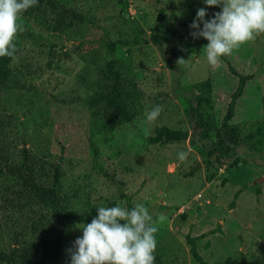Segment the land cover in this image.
Returning <instances> with one entry per match:
<instances>
[{
  "label": "rangeland",
  "instance_id": "374dc122",
  "mask_svg": "<svg viewBox=\"0 0 264 264\" xmlns=\"http://www.w3.org/2000/svg\"><path fill=\"white\" fill-rule=\"evenodd\" d=\"M62 1L87 13L91 22L82 33L88 43L61 42L33 29L34 41L24 36L23 27L15 41L21 50L11 64L12 74L0 87L1 117L11 115L18 121L4 129L0 165L4 157L7 163H18L22 147L48 163L62 157L61 192L69 198L71 212L68 224L60 220L65 227L60 264H70L67 250L83 235L78 225L91 223L86 213L94 205L109 207L117 202H126L130 209L134 202L142 203L154 217H167L156 236L157 250L174 260L170 264H199L190 254L188 238L198 239L196 251L208 264H243L244 260L264 264V153L242 145L236 150L237 167L227 171L231 160L206 167L204 154L188 141L148 145L143 139L161 126L192 133L194 121L185 112V100L198 95L207 99L202 107L205 119L211 127H219L237 86V77L229 72L227 63L242 75H252L236 102L230 125L240 139L254 132L256 123L263 120L264 35L213 67L203 53L208 41L190 35L194 30L189 26L198 9L205 8L209 20L221 11L207 7L204 0H126L128 6L117 0ZM167 19L174 21V29L178 25L170 38L164 36V31L172 32ZM20 23L27 25L21 19ZM157 33L163 38L161 44L152 41ZM109 40L123 43L119 65L125 77L135 82L143 112L132 125L94 134L89 124L92 109L84 99L93 93L97 69L109 60L103 48V42ZM92 57L94 63L88 65L87 59ZM180 58L186 61L182 65L177 63ZM204 83L208 90H197ZM156 105L163 111L150 124L145 112ZM17 126L23 129L24 144L20 139L16 144ZM92 147L99 150L98 164L92 160ZM181 151L189 153L183 163L178 159ZM99 164L102 171H98ZM14 185V180L0 177V259L12 251L16 254L18 243L28 247L39 242L30 233L37 220L28 212L39 211L33 204L36 199L18 202L11 193ZM236 191L241 192L235 199ZM52 225L47 220L44 236L54 233Z\"/></svg>",
  "mask_w": 264,
  "mask_h": 264
},
{
  "label": "trees",
  "instance_id": "16d2710c",
  "mask_svg": "<svg viewBox=\"0 0 264 264\" xmlns=\"http://www.w3.org/2000/svg\"><path fill=\"white\" fill-rule=\"evenodd\" d=\"M117 1L121 5L128 6L126 0ZM161 14L162 13L159 12V18H161ZM21 20L27 23V27L25 25L23 26L26 29L23 34L27 39L31 38L35 41V30H37L48 34V36L58 38L61 42L80 41L82 45L88 43L86 39H84L86 33H82L83 28L91 22L87 13L80 10L77 6L67 5L62 0H38L35 6L23 14ZM167 22L172 32L170 33L166 30L164 31V36L170 38L175 36L174 33L178 25L176 24L174 29V21L172 19H167ZM181 26H186V23H182ZM162 39L159 38L157 33L156 37L152 38V41L154 44H161ZM16 46L17 55L21 49L17 42ZM52 46L53 45H51V47ZM122 46L123 43L119 40L103 42V48L109 60L104 62L100 69H97L99 71L97 74L99 75L98 80H96L93 85V93L89 98L84 99L85 105L90 110H94L93 112L91 111L89 120L90 130L94 134L112 132L115 131L117 127L125 124L132 125L138 114L143 112L141 99L135 88V82L125 77L119 65V51L122 49ZM75 47L78 48L76 45ZM92 52L96 53L93 49ZM63 55L68 56V53L64 52ZM13 60L14 59L8 57L0 58V87L7 84L12 74L11 64ZM87 60L88 65L94 63V57ZM227 67L229 72L237 77V86L231 94V100L219 127H211L210 123L205 119L202 107L207 99L204 95H198L196 99H191L189 97L185 100V112L191 116L190 120L194 121V130L192 133L189 134L187 131L172 130L166 126H161L155 129L153 136H144L143 139L145 142L148 145H166L188 141L193 148L198 149L204 154L205 159L203 162L206 167H210L214 164L218 167L221 163L231 160L230 163L228 162V167H226L227 171L237 167L238 157H236V150L242 145L253 149L257 153L263 154L264 96L261 99L263 111L262 122L256 123L257 127L254 132L240 139L235 134V130L231 127L230 122L235 117L234 110L236 102L243 95V90L247 82L252 80V75L240 74L229 63H227ZM207 85V83L200 84L196 86V88L204 92L208 90ZM129 89L132 91H129ZM97 108H100L99 111ZM4 116L5 115L1 117L0 115V141L4 140L7 134V132H4V129L9 128L11 121L18 125V121H16L13 116ZM17 129L16 144H19V139V141L24 144L25 135L23 134V129L20 126H17ZM1 132L3 135H1ZM206 139H208L207 142H205ZM212 140L214 141L211 142ZM5 148L7 149L8 147ZM61 149H64V147L61 146ZM2 151L3 148L0 149V157ZM98 152V148L92 147V160L97 164ZM7 162V157H4V162L0 165V177L4 175L12 181H15L11 193L16 195L15 198L18 202L26 203L23 199H36L33 200V204H36V207L38 205L39 211H37V209H32L28 212H31L30 216L37 220V223L32 225L33 228H31L30 233L31 236L39 238V242L34 246L30 245L28 247L23 242L18 243L20 246L15 248L16 254L14 251H12L8 257H6V254H3L2 258L4 259H0V261L6 264H60L63 233L65 230L60 220H67L68 224V215L71 212V209L68 208L70 203L69 198L61 192L62 179L64 177V172L61 169L62 157L59 156L56 163H48L44 161L42 157H35L27 148L22 147L18 163L14 164ZM47 164L50 165L49 169L46 168ZM99 165L101 167L98 171H102L103 165ZM103 172L105 175L109 176L105 171ZM240 192L241 191H236L235 199L239 196ZM255 193L259 195L260 190L256 189ZM103 204L105 203L94 205L85 215L87 220L91 222L92 219L98 215L96 210ZM111 206H115V203H111ZM231 206H233V203ZM182 219H184V215H182ZM43 220H45V224H43ZM47 220H49L55 228L54 233L49 237L42 234L43 232L45 234L47 233ZM38 221L41 222L42 225H39ZM197 240V238L187 239V243L190 247V254L199 264H208L201 259L196 251ZM155 255L156 264H170L174 262L171 258L168 259V255L164 254L162 250H157ZM245 261L246 260H244L243 264H246Z\"/></svg>",
  "mask_w": 264,
  "mask_h": 264
},
{
  "label": "clouds",
  "instance_id": "9594fccd",
  "mask_svg": "<svg viewBox=\"0 0 264 264\" xmlns=\"http://www.w3.org/2000/svg\"><path fill=\"white\" fill-rule=\"evenodd\" d=\"M207 7H219L213 18L206 19L205 8L197 10L190 24L193 39L204 38L209 65L215 67L234 51L254 43L264 35V0H204ZM38 0H0V58L15 59L16 39L24 28L20 19ZM201 24L203 28L201 29ZM186 61L180 58L177 63ZM163 108L154 106L145 112L148 123L160 117ZM188 152L178 153L180 162L188 159ZM91 223L78 225L83 233L67 251L70 264H156L158 241L156 234L167 219L164 214L154 217L142 203L134 202L130 209L126 202L116 206L99 207Z\"/></svg>",
  "mask_w": 264,
  "mask_h": 264
}]
</instances>
